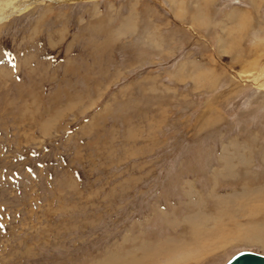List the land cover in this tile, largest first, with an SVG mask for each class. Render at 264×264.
Returning <instances> with one entry per match:
<instances>
[{
    "label": "rangeland",
    "instance_id": "1",
    "mask_svg": "<svg viewBox=\"0 0 264 264\" xmlns=\"http://www.w3.org/2000/svg\"><path fill=\"white\" fill-rule=\"evenodd\" d=\"M8 2L0 264L264 254V0Z\"/></svg>",
    "mask_w": 264,
    "mask_h": 264
},
{
    "label": "water",
    "instance_id": "2",
    "mask_svg": "<svg viewBox=\"0 0 264 264\" xmlns=\"http://www.w3.org/2000/svg\"><path fill=\"white\" fill-rule=\"evenodd\" d=\"M224 264H264V254L252 250H240Z\"/></svg>",
    "mask_w": 264,
    "mask_h": 264
},
{
    "label": "bare ground",
    "instance_id": "3",
    "mask_svg": "<svg viewBox=\"0 0 264 264\" xmlns=\"http://www.w3.org/2000/svg\"><path fill=\"white\" fill-rule=\"evenodd\" d=\"M33 1L37 2V0H33ZM5 4H7V8H5L6 6L4 8H2V6H0V9L2 10V11H0V22L9 18L10 16H12V14L19 13L20 11H22L23 6H24V5H21L19 3H13V2H11V3L8 2Z\"/></svg>",
    "mask_w": 264,
    "mask_h": 264
}]
</instances>
